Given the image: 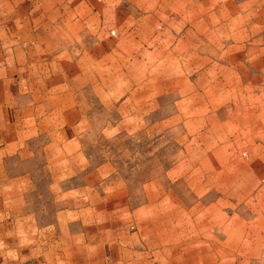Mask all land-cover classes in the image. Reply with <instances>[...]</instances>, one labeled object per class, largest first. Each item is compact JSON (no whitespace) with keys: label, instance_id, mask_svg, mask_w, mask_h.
I'll use <instances>...</instances> for the list:
<instances>
[{"label":"rangeland","instance_id":"374dc122","mask_svg":"<svg viewBox=\"0 0 264 264\" xmlns=\"http://www.w3.org/2000/svg\"><path fill=\"white\" fill-rule=\"evenodd\" d=\"M186 8L139 34L108 29L107 54L70 69L74 139L32 135L4 160L26 174L13 198L36 232L121 226L144 264H171L184 229L193 243L215 226L199 209L216 203L222 256L239 258L224 264H264V0Z\"/></svg>","mask_w":264,"mask_h":264},{"label":"crops","instance_id":"0c3cea01","mask_svg":"<svg viewBox=\"0 0 264 264\" xmlns=\"http://www.w3.org/2000/svg\"><path fill=\"white\" fill-rule=\"evenodd\" d=\"M193 1L214 0H0V264H144L121 226L90 233L88 221L83 233L75 230L79 222L64 227L58 221L36 232L30 215L20 214L13 198L15 181L26 174L7 173L2 165L28 146L29 136L51 133L57 143L71 132L69 140L74 139L78 126L67 118L78 114L68 91L70 69L76 74L94 53L107 54L108 29L139 34L143 19L185 20L186 5ZM205 208L199 209V223L213 222L214 232L204 226L191 243L185 241L191 231L184 229L182 252L174 251L171 264L239 261L222 256L221 207L212 203Z\"/></svg>","mask_w":264,"mask_h":264},{"label":"built area","instance_id":"2783aa9c","mask_svg":"<svg viewBox=\"0 0 264 264\" xmlns=\"http://www.w3.org/2000/svg\"><path fill=\"white\" fill-rule=\"evenodd\" d=\"M110 33H113V30H110Z\"/></svg>","mask_w":264,"mask_h":264}]
</instances>
